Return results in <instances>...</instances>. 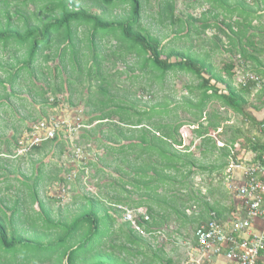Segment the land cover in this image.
Listing matches in <instances>:
<instances>
[{
	"label": "trees",
	"instance_id": "obj_1",
	"mask_svg": "<svg viewBox=\"0 0 264 264\" xmlns=\"http://www.w3.org/2000/svg\"><path fill=\"white\" fill-rule=\"evenodd\" d=\"M38 1L42 2L40 9L44 15L41 24L28 25L25 20L22 31L8 27V23L5 28H0V49L5 51L12 48L14 52H19L16 62L8 64L11 70L5 71V77L0 80L2 88L8 91L0 95L3 99L15 96L26 78L34 83L33 69L40 58L44 62L58 59L64 63L68 57V63L77 67V74H82L81 66L78 65L83 62L86 74L89 76L95 69L96 75L98 63L103 59L96 52L98 42L112 37L115 48L120 50L118 54L134 55L141 70L156 72L159 78L169 71H185L193 75L198 80L196 90H199L200 98L196 107L200 113L206 102L215 98L240 116V123L245 126L246 131L241 133L238 130V134L229 144L225 142L217 148L223 158L222 167L226 168L228 160L238 155L240 150L257 154L263 150L264 131L260 129L261 121L247 111L249 103L245 96L251 89L256 88L260 92V106L252 108L259 111L264 107V62H257V68L247 72L240 65L236 72L232 63L224 64L227 80H223L207 60V54L199 56L190 47L192 48V41L199 46L204 41V34L213 30L212 48H218L224 42L230 52L236 49L241 57H245V46L253 47L261 43L260 39H256L257 43H254L255 35L249 32L254 28L253 22L258 23L264 17V0H204L208 3V8L203 9L198 18L187 14L184 20L175 14L174 0H156L159 23H170L175 26L174 37L180 40L189 39L191 42L187 49L167 50L158 37L150 35L141 25L142 0H88L91 5L101 9V13L76 7L72 0ZM122 6H128L124 16L107 17L115 8ZM55 11H58L57 15ZM80 31L84 33L88 55L80 56ZM263 50L264 43L260 47H253V51L261 53ZM238 72L252 73L255 79L241 85L235 79ZM218 83L223 85L224 92H220L216 86ZM52 100V105L57 106V96ZM158 113L162 114V110ZM134 114L137 115L135 121L130 123L120 118L118 122L135 131H124L115 126L105 128L103 157L96 161L86 157L83 161L84 165L93 166L96 174H105L104 169L112 164L111 179L102 181L103 185L113 191V199L108 201L109 205L127 206L133 211L143 209L148 216L147 220L140 219L139 222L143 233L134 230L123 220L121 210V224L116 226L117 216L110 213L97 198H84V204L69 221L54 220L37 196L38 181L42 178L44 165L41 163L36 169L29 193L32 203L37 207L36 216L29 223V227L33 230L41 228L43 232L40 234L33 231V235L28 236L19 234L13 226L21 216L19 201L15 200L11 206L6 207L8 212L2 210L0 205V264H141L142 261L145 262L144 259H148L147 264H170L169 259L161 256L162 250L153 249L149 242V239H154L161 233L158 227L167 224L172 217L180 220L179 226L188 224L192 231L190 246L193 247L194 233L201 222L210 219L224 222L227 219L232 212V198L224 186L225 169L221 173V180L227 192V196H223L231 201L228 207L221 205L219 200L209 203L207 197L194 188L192 176L197 172L212 171L214 168L197 163L193 152L189 150L192 142L185 144L179 134L184 123H158L149 127L145 123L151 124L149 121L152 112ZM112 115L113 112L94 115L86 124H101L105 120L112 122ZM40 120L42 119L35 123ZM84 128L86 127L82 124L71 135L76 139L88 137L91 128L88 131H84ZM97 128L103 133L100 125ZM218 129L217 121L208 122L204 126L199 123L194 129L201 152L206 150L207 145L211 149L216 148V141L211 134ZM252 129L258 133L253 135ZM91 130L94 135L95 129ZM67 136L60 131L54 138L33 146L28 153L40 152L45 145H50L49 150L54 147L61 148L68 142ZM75 144L86 153L83 146ZM213 192V188L209 189L208 195L212 196ZM194 205L199 207L196 213L192 211ZM139 217L141 216H137ZM7 227L12 228L9 234ZM53 231L55 234L51 239L43 240ZM7 255L9 258L5 257Z\"/></svg>",
	"mask_w": 264,
	"mask_h": 264
},
{
	"label": "rangeland",
	"instance_id": "obj_2",
	"mask_svg": "<svg viewBox=\"0 0 264 264\" xmlns=\"http://www.w3.org/2000/svg\"><path fill=\"white\" fill-rule=\"evenodd\" d=\"M72 2L74 6L83 7L90 12L102 11L91 5L88 0H72ZM174 3L175 14L180 15L182 20L187 14L198 18L199 13L208 8V3L204 0H174ZM41 5L42 2L38 0H0V28H5L8 23V27L22 31L25 20L28 25L41 24L44 20ZM142 5L141 25L150 35L160 39L165 50L187 49L190 46L189 39L180 40L173 36L175 26L168 22L159 23L156 0H142ZM127 10L128 6L117 7L111 15L107 14V17H122ZM57 14L58 11H55V15ZM252 25L254 28L249 33L255 35L254 43H257L256 39L261 41L253 47H260L264 43V17L258 23L254 21ZM212 34L214 31L208 30L204 34V41L199 46L192 41L190 49L199 56H204L206 53L207 60L223 80H227V74L223 70L224 64L232 63L236 72L240 69L238 68L240 65L247 72L257 68V62H264V50L260 53L253 51V47L245 46L247 49L245 57H241L236 49L230 52L224 42L222 46L212 48ZM192 36L193 33L190 37ZM78 38L82 39L83 43L79 44L80 56L88 55L83 31L79 32ZM115 45L112 37H106L98 42L96 52L103 56V59L98 63L96 75L94 69L88 76L86 66L80 61L78 66H81L82 74H77V67L68 63V57L64 63L59 62L58 59L44 62L40 58L33 69L34 83H30L29 78H26L15 96L7 99L0 96V205L2 210L8 212L6 207L11 206L15 200L19 201L21 216L13 225L19 234L28 236L33 235V231L40 234L43 232L41 228L33 230L29 227L37 212L36 204L32 203L29 193L36 169L41 163L44 165L42 178L38 181L37 196L50 211L54 220L69 221L84 204V198L88 197L99 199L110 213L117 216L116 226L121 224L120 208L116 204L109 205L108 202L113 199V191L102 184V181L111 179L112 164L104 169L105 174H96L93 166L84 165L85 160H78L73 156V149L77 143L85 148L86 156L92 158V161L102 158L106 144L103 138L106 133L104 129L115 126L124 131L125 129L135 131L118 122L120 118L130 123L135 121L137 118L135 112H152L149 121L151 124L145 123L149 127L158 123L170 125L184 123L179 129V134L185 144L189 145L192 142L189 150L193 152L197 163L214 168L212 171L195 173L192 176L194 188L199 189L209 203L219 200L223 206L230 205V199L223 196H227L221 180L225 166L221 165L223 158L217 148L225 142L229 144V141L238 134V130L241 133L246 131L245 126L240 123V116L215 98L208 100L200 113L196 107L200 98V92L196 90L198 80L193 75L185 71H169L159 78L156 72L150 73L148 69H139L134 55L120 56L118 54L120 50L115 48ZM18 58L19 52H14L12 48L5 51L0 49V80L5 77V71L11 70L8 64H14L15 59ZM240 74L242 73H236L235 79ZM216 86L220 92L225 91L222 84L218 83ZM5 93L8 91L0 85V95ZM259 94L260 92L253 88L245 96L249 103L246 109L257 120L264 113V107L256 112L252 108L260 106ZM54 96H57L59 102L57 106L52 105ZM159 110H162V114L158 113ZM106 112L114 113L112 122L105 120L101 124L91 126L86 124L92 116ZM73 117L86 127L84 131L95 129L94 135L91 134L90 129L88 137L85 138L76 139L74 135L67 136L68 142L61 148L54 147L49 150L50 145H45L40 152L27 154L17 152L18 142L26 134L28 127L38 119L56 118L70 121ZM215 121L219 123V129L213 132L211 137L216 141V148L211 149L207 145L206 150L201 152L200 142L195 136L194 129L199 123L204 126L208 122ZM99 125L103 133L99 132L97 128ZM251 133L254 135L258 132L252 129ZM211 188L214 189L212 196L208 195V190ZM121 208L130 209L122 205ZM198 210L199 207L192 206L193 213ZM35 220L39 223L38 219ZM179 223L180 220L172 217L167 224L158 227L161 233L154 239H149L153 249H161L163 252L161 256L163 259H169L170 264H183L192 243V231L189 225L185 224L183 227L179 226ZM11 230V227H7L8 234ZM54 234V231L51 232L43 240L51 239ZM5 257L9 258V255ZM144 260L145 262L142 261L141 264L148 263V259ZM222 263H224L223 258L219 257L216 264Z\"/></svg>",
	"mask_w": 264,
	"mask_h": 264
},
{
	"label": "built area",
	"instance_id": "obj_3",
	"mask_svg": "<svg viewBox=\"0 0 264 264\" xmlns=\"http://www.w3.org/2000/svg\"><path fill=\"white\" fill-rule=\"evenodd\" d=\"M254 79L252 73H242L236 77V82L244 85ZM258 120L264 131V115ZM81 127L75 117L70 121L42 119L29 126L18 142L17 152L26 154L33 146L54 138L60 131L69 136ZM262 146L259 154L242 151L228 160L223 174L224 186L232 198V212L224 222L210 219L197 226L195 245L189 247L183 264H216L219 257L223 258L222 264H264V142ZM73 156L82 161L87 157L77 146H74ZM119 208L123 220L143 233L139 222L148 219L144 210Z\"/></svg>",
	"mask_w": 264,
	"mask_h": 264
},
{
	"label": "crops",
	"instance_id": "obj_4",
	"mask_svg": "<svg viewBox=\"0 0 264 264\" xmlns=\"http://www.w3.org/2000/svg\"><path fill=\"white\" fill-rule=\"evenodd\" d=\"M256 112V111H255ZM257 114V113H256ZM262 115H264V113H262ZM262 115H261V117H262Z\"/></svg>",
	"mask_w": 264,
	"mask_h": 264
}]
</instances>
